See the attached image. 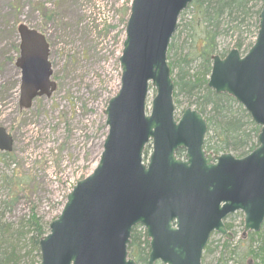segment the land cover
Here are the masks:
<instances>
[{
  "label": "water",
  "instance_id": "obj_1",
  "mask_svg": "<svg viewBox=\"0 0 264 264\" xmlns=\"http://www.w3.org/2000/svg\"><path fill=\"white\" fill-rule=\"evenodd\" d=\"M192 0H132L118 58L120 86L103 114L107 133L94 170L67 194L60 214L38 241L40 264H134L127 245L145 229L146 264H201L211 232L231 240L225 218L241 211L243 233L264 220V2L253 44L211 57L207 87L242 105L259 126L258 145L241 158L203 148L200 112L174 118L173 81L166 61L177 18ZM19 108L55 91L45 37L17 26ZM149 86L155 94L145 113ZM151 146L143 162V151ZM182 149L183 156L176 152ZM12 138L0 126V152ZM143 162V163H142ZM246 264H253L247 260Z\"/></svg>",
  "mask_w": 264,
  "mask_h": 264
},
{
  "label": "rangeland",
  "instance_id": "obj_2",
  "mask_svg": "<svg viewBox=\"0 0 264 264\" xmlns=\"http://www.w3.org/2000/svg\"><path fill=\"white\" fill-rule=\"evenodd\" d=\"M193 2L178 16L169 41L173 47L167 52L166 61L172 80H177L183 57L200 36L193 24L196 16L191 6ZM130 3L131 0H0V126L13 140L9 156L0 157L1 223L17 226L33 210L43 223L49 224L59 215L71 188L96 167L107 132L103 110L120 86L118 58ZM260 4L259 0H253L249 5L251 11ZM20 23L45 36L49 45L51 80L56 83L49 97H37L30 108L23 110L18 107L20 71L14 65L18 57L16 28ZM244 23L238 35L229 29L231 24L219 31L217 55L222 57L232 49L236 37L245 39V45L251 41L253 44L258 25L253 37V21L248 19ZM199 66L198 60L189 64V74L194 76ZM202 93L204 89L199 87L194 89L193 95L179 94L173 100L175 119L186 108L200 112L196 98ZM154 94V88L149 86L146 114L150 112ZM235 103L230 104L231 111L239 114L238 106H242ZM200 114L204 119L209 117L206 110L205 114ZM254 126L257 125L254 123ZM254 126L247 125L246 129ZM210 128L206 129L205 140L212 134ZM257 134H251L256 139L251 136V143L243 149L245 152L252 143L258 145ZM150 150L148 145L144 150L145 158ZM239 152L233 149L222 153H230L235 158L247 155H239ZM243 217L242 212L236 211L224 220V225L231 226L225 228L232 234V240L215 232L210 234L205 246L210 250L204 247L201 264H245V251L249 247L246 239H249L248 233L254 231L243 233ZM137 231L142 233L143 227ZM225 242L230 244L229 249L223 247ZM258 242L254 236V248ZM37 260L35 257L34 261Z\"/></svg>",
  "mask_w": 264,
  "mask_h": 264
},
{
  "label": "trees",
  "instance_id": "obj_3",
  "mask_svg": "<svg viewBox=\"0 0 264 264\" xmlns=\"http://www.w3.org/2000/svg\"><path fill=\"white\" fill-rule=\"evenodd\" d=\"M252 1L194 0L193 4H191L196 15L193 19V24L194 27L199 29L200 36L194 41L195 45L192 49L183 57V64L179 67L177 80H173V98L175 99L182 92L193 95L191 93L194 89L203 87L204 93L196 98V102L201 113L205 114L206 110L209 114V117H205V120L207 130L211 126L210 131H212L209 140L204 139V149L215 154L234 149L240 151L239 155H244L257 145L252 143L247 152L243 150L248 143H251L252 137L253 140L254 138L256 139L251 134H257L259 127L254 126L249 115L240 106H238L239 114L231 111L230 104L235 103L233 98L226 94H216L206 86V76L209 75L211 65L210 58L217 52L216 37L219 31L231 24L229 29L237 35L238 32L241 34V28L245 26L244 22L251 19L253 21L254 37L257 28V14L263 0H259L261 4L254 11H251V6H249ZM251 43L252 41L245 45V39L236 37L233 47L244 53ZM172 47L173 44L171 42L168 47V53ZM195 60L199 61L200 69L199 72L192 76L188 72V67ZM235 105L237 104L235 103ZM247 125L254 127H250L251 129L247 130ZM181 154L182 150H179L177 155L180 156ZM146 155L144 152V157ZM12 225L14 224L0 222V264H40L38 241L47 232V223H43L41 218L31 210L26 220L22 219L17 226ZM225 226L227 229L231 227L230 225ZM138 228H141V226L136 225L131 230L130 242L127 246L128 256L139 264H146L149 252L148 241L143 231L142 233L137 231ZM142 236L143 241H141ZM254 236H257L259 241L257 248L252 245ZM248 237L250 240H246L249 242V247L245 251V256L251 258L254 264H264V220L260 230L256 233H248ZM223 245L224 248L229 249L230 244L228 242ZM205 249L210 250L209 247H205ZM35 257L36 259L38 258L37 262L34 261Z\"/></svg>",
  "mask_w": 264,
  "mask_h": 264
},
{
  "label": "bare ground",
  "instance_id": "obj_4",
  "mask_svg": "<svg viewBox=\"0 0 264 264\" xmlns=\"http://www.w3.org/2000/svg\"><path fill=\"white\" fill-rule=\"evenodd\" d=\"M193 1V0H192Z\"/></svg>",
  "mask_w": 264,
  "mask_h": 264
}]
</instances>
